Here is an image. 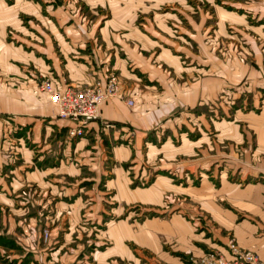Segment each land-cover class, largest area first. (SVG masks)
<instances>
[{
    "label": "rangeland",
    "instance_id": "rangeland-1",
    "mask_svg": "<svg viewBox=\"0 0 264 264\" xmlns=\"http://www.w3.org/2000/svg\"><path fill=\"white\" fill-rule=\"evenodd\" d=\"M5 1L13 4L15 0ZM19 1L18 18L6 27L9 31L5 34V41L14 42L15 39L16 44L22 43L21 53L25 61L21 60L19 66L23 72L25 68L33 69L40 76V85L47 78L64 77L69 84L85 77L92 78L93 72L85 69L83 64L84 69H77L78 61L91 59L98 51L110 57L108 63L113 65L114 53L124 57L127 52L124 47L128 46L142 57H135L136 61L133 58L135 63L143 66L141 62L145 58L154 69L152 73L142 72L128 58L133 63H128V70L136 74V84L133 83L136 89H132L135 92L147 89L158 92L161 82L151 77H176L184 83L188 77L203 73L208 77V97L201 102L175 107L160 124L157 134L154 129L149 130L147 145L128 146L133 150L125 160L110 158L112 146L105 147L99 153L100 161L112 160L110 168L98 181L100 176L88 178L93 177L90 174L95 171L86 169L73 174L66 172L62 177L61 170L50 169L52 165H60L46 161L52 160L51 157L39 159L33 155L26 160L22 153V158L15 160L13 153L18 144L11 143V139L9 144L0 146L3 155L0 157V180L3 181L0 182V192H5L4 184H10L14 178L23 183L14 192L21 195L20 199L11 195L0 200V263L14 264L16 253L28 258L31 251L26 250V246L38 244L43 249L50 243L53 228L60 231L56 236L62 240L67 231L65 226L71 224L77 229L80 224L85 226L91 221L96 222L95 218L80 216L88 208L82 197L76 202H73L76 194L70 199L61 198L60 191L51 192L49 185L52 184L47 181L53 183L60 178L76 182L78 187L85 185L82 186L84 190L91 187L93 208H89L92 212L88 209L87 216L101 214L102 223L127 220L135 225L147 218H169L181 210L187 216L192 209L190 204L203 211L196 196L192 197L198 200H193L189 194L183 193L200 185L203 175L199 170L207 173L208 185L214 189H219L223 180L243 185L250 180L264 179V0ZM49 46L54 58L48 65L46 58L43 63L41 56L45 54L39 49H49ZM67 61L76 66L69 69ZM120 73L116 67L105 75L107 78L114 74L120 81L121 90L112 97L119 96L126 101L133 99L131 93L123 89L124 80L130 77ZM168 99H171L169 93L165 96V100ZM60 129L66 134V128ZM25 141V147L30 146L29 139L25 138ZM151 142L153 145L149 148L155 152L148 156L147 146ZM186 148L192 151L178 153ZM16 154L20 156V153ZM10 161L16 162L17 166L5 164ZM204 161L208 163V169L192 171L188 179L191 186L186 185V178L182 176L188 173L189 167ZM37 168L41 174L31 177V171ZM116 176L120 190L132 189L137 193L148 188L146 190L156 196L157 192L151 189L160 188L159 204L142 201L138 195L129 202L123 197H115L117 189L111 187L112 191L105 183ZM123 177L127 178V184L121 182ZM213 193L216 194L217 190ZM214 198L220 200L217 195ZM83 237L86 243L89 240L95 242L93 233ZM98 238L96 240L105 239L103 236ZM71 243L75 244L74 241ZM49 249L42 250L43 256L49 257L45 253Z\"/></svg>",
    "mask_w": 264,
    "mask_h": 264
},
{
    "label": "crops",
    "instance_id": "crops-1",
    "mask_svg": "<svg viewBox=\"0 0 264 264\" xmlns=\"http://www.w3.org/2000/svg\"><path fill=\"white\" fill-rule=\"evenodd\" d=\"M6 2L5 0L0 1V146L9 144L10 139L11 143L18 144L13 153L15 160L18 157L22 158V153L26 160L31 159L33 155L39 159L46 156L51 157L52 160L47 159L46 161L60 163V165H52L50 169L61 170L62 177L66 172L73 174L86 169L95 171L90 174L93 177L88 178L99 175L98 181L102 179L103 172L106 173L110 168L109 163L112 160L100 161L99 153L103 152L105 147L112 146L113 155L110 158L125 160V157L133 150L132 148L130 150L128 146L132 144L133 147L138 148L142 143L147 145L149 130L154 129L157 134L160 124L164 123L166 116L177 107L187 105L188 102H201L208 97L206 94L208 77L203 73L188 77L184 83L176 77L173 79L151 77L161 82V89L158 92L147 89L137 93L133 85V83L136 84V74L128 70L129 64L135 63L134 59L135 61L136 58L142 59L136 50L133 47H124L127 50L124 57H119L115 52L113 65L108 63L110 57L95 50L91 59L77 63V69H81L83 64L85 69L93 72V77H85L77 83L71 82L70 84L79 86L83 82L104 81L108 70L118 67L121 71L120 75L130 77L124 80L123 89L131 93L134 105L130 106L122 97H110L101 103V116L98 119L89 120L80 125L77 120L61 118L57 115V108L52 103L49 94L42 89L40 76H37L31 68L24 67L23 72L19 66L20 61L24 60L21 53L22 43L21 45L16 44L15 39L14 42L5 41L7 37L5 34L9 31L6 27L18 18V12L21 9L19 0H15L13 4ZM16 37L19 38V36ZM77 37L80 38V36ZM35 45L37 47V43ZM39 50L45 54V57L41 56L44 59L43 63L46 58L49 61L46 64L49 65L54 58L51 46L49 49ZM128 58L132 59L133 63L128 61ZM52 63L54 64V61ZM141 63L143 66L138 62L134 66L142 72L154 70L145 58ZM34 66H37L36 63ZM67 66L71 69L76 65L68 62ZM161 73L163 74V71ZM63 78L54 80L62 86L69 84ZM168 93L170 101L165 100ZM62 127L66 128V134L65 130L60 129ZM78 127H81L83 131L77 132ZM25 138L29 139L30 146L28 147H25ZM32 143L35 146H32ZM149 145H153V142L148 143L146 151L148 156L155 152L150 150ZM191 151V148H186L178 153L184 154ZM16 153H20V156ZM0 157H3L1 151ZM9 163L17 166L16 162L11 161L5 164ZM195 164L189 167L186 175L182 176L186 178L184 180L186 185L191 186L188 179L192 176V171H196L197 168L208 169L206 161ZM39 171L41 170L38 168L32 170L31 177L39 176L41 174ZM199 173L203 175L200 185L189 188L183 193L191 197L196 196L202 204L203 211L190 204L192 209L187 216L181 210L173 213L169 218H147L135 225H131L127 220L120 221V223L116 221L115 223L110 221L102 223L101 214L87 216L88 209L93 208L91 202L94 197L91 187L84 190L82 186L85 185H79V188L75 186L76 182L63 181L60 178L54 180L53 183L47 181L52 184L49 185L51 192L60 191L61 198L70 199L76 194L73 201L76 202L78 197H82L81 199L86 202L88 208L81 212L80 216L83 215V219L95 218L96 222L91 221L89 223L92 225L85 226L80 224L77 229L71 224L65 226L67 231L64 232L62 240L60 236H56L60 231L53 228L49 244H46L43 249H40L38 244L30 245L31 247L24 245L26 250L31 251L30 256L25 258L16 253L13 258L14 264H195L193 260L209 249L219 250L228 256V245L231 241H236L241 247L251 249L264 259V179L250 180L243 185L229 184L223 180L221 187L214 189L208 185V178L205 175L207 173L202 170H199ZM120 180L127 184L126 177ZM0 182L3 181L0 180ZM117 183L118 176L105 183L108 187L117 189L115 197L119 199L123 197L126 202H129L134 199L135 195H138V199L142 201L159 204L160 188L151 189L157 192L156 196L146 190L148 188L137 191V194L132 189L128 191V189L121 188L120 190ZM22 184L16 178L8 185L4 184L6 191L0 192V200L8 199L6 196L11 195L16 197L14 192ZM216 190L217 193H213ZM214 195H217L220 200H216ZM19 196L21 195L18 194L17 198L20 199ZM192 199L198 200L193 197ZM61 202L66 203L64 200ZM73 207L75 208V205ZM89 212L92 210L89 209ZM66 216L70 217L67 214ZM76 230L77 235L75 236ZM91 233L94 234L95 242L87 241L89 244L87 247L83 236L91 235ZM102 236L105 239L98 240L100 239L98 237ZM90 238L93 240V237ZM103 243L106 245L99 246ZM48 248H50L49 251L45 253L49 257H45L42 250L46 251Z\"/></svg>",
    "mask_w": 264,
    "mask_h": 264
},
{
    "label": "built area",
    "instance_id": "built-area-1",
    "mask_svg": "<svg viewBox=\"0 0 264 264\" xmlns=\"http://www.w3.org/2000/svg\"><path fill=\"white\" fill-rule=\"evenodd\" d=\"M42 89L49 94L52 103L57 108V115L65 119L77 120L80 125L101 116V103L121 90L120 81L114 74L104 81L95 80L83 86L58 84L51 78L44 79ZM127 103L134 104V99L128 98ZM108 125V124H107ZM77 132H82L78 127ZM229 255L222 252L207 251L195 258V264H264V259L251 249L241 247L236 241L228 245Z\"/></svg>",
    "mask_w": 264,
    "mask_h": 264
}]
</instances>
